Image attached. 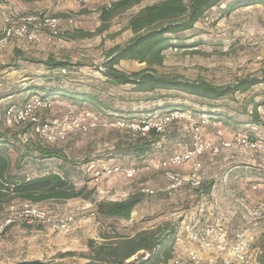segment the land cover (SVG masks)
Returning <instances> with one entry per match:
<instances>
[{
    "label": "rangeland",
    "instance_id": "rangeland-1",
    "mask_svg": "<svg viewBox=\"0 0 264 264\" xmlns=\"http://www.w3.org/2000/svg\"><path fill=\"white\" fill-rule=\"evenodd\" d=\"M116 1L119 0H86L84 2L44 0L33 4L7 0L5 3H0V114L8 106L24 104L35 96V93L25 91L29 86L62 87L66 90L88 92L97 96L105 111L111 109V113H121L127 121L130 118L136 121L142 120L143 117L139 114L155 111L158 109L156 104L163 105L165 102L191 109L192 114L198 113L194 114L197 119L202 116L200 115L202 110L206 113L215 109L219 114L226 115L227 121L232 120L228 126L235 130L224 128L226 126L224 123H221L222 127L219 123L210 120L203 131L204 140L212 139L216 132L222 130L228 139L233 138L235 134H241L250 135L251 138L264 143V105L258 109L259 124L252 120L251 115L253 103L264 102V85L255 87L245 95L237 94L218 102H210L177 92L138 94L133 92L132 86L114 87L108 84L102 73L106 52L117 45L126 44L132 37L131 32L126 30L128 19L132 14L141 7L161 0H146L141 7H136L114 19L108 31L98 34L102 24L100 9ZM225 7L226 4L213 9L196 25L194 30L181 35L183 39H188L190 42H200V45L188 51H167L164 65L157 68L158 73L180 76L189 81L204 80L215 86L231 85L245 77H264V5L241 8L229 17L220 19ZM31 15L62 19L60 36L50 39L44 32L35 42L11 39L1 43L6 30L18 26L21 18ZM68 21L73 23L70 24ZM93 33L94 35L90 37L89 34ZM49 57L60 62H69L72 65L71 71L52 74L44 65L25 61L26 59L45 61ZM144 67L145 65L124 61L118 68L127 73H133ZM8 95L12 96L5 98ZM38 96L45 95L39 91ZM161 96H165V99H158ZM47 99L52 107L39 113L42 123L55 120H59L60 123L67 116L79 117L85 111L100 114L104 122H112L105 118L106 112L97 106L75 105L60 98ZM114 123L115 121L112 122ZM181 126L178 123L168 126L154 150L151 149L144 158H139L135 155H126L128 154L125 153L126 134L118 131L115 126L97 127L83 133H71L63 142L49 143L35 134L30 124L10 127L5 121L0 120V132L6 133L14 141V150L11 149L13 161H16L27 149L45 147L60 150L68 162L50 160L38 163L25 159L21 162V169L14 171L17 176L34 178L59 172V167L62 166L63 171L68 172L70 181L77 189L87 188L92 192L90 201L75 199L67 202L39 204V207L48 211L54 219L75 215L77 217L75 228L70 234H63L54 231L48 225L16 223L0 236V264H17L23 261H41L50 264L94 263L97 260L96 253L99 246L106 242L103 240L104 236L132 237L143 230L155 229L168 223L180 224L182 214L196 210L201 201H204L203 204L208 207L204 208V212L200 215L202 222L204 221L202 215L205 214L206 209H209V218H211L209 222L225 223L227 216H231L227 214L233 212L232 203L226 202V197L222 198L226 202L225 205L216 209L215 199L207 200L205 197L197 199L194 197V188L189 185L177 191L167 190L169 174H188L189 170H181L182 166L162 171L144 170L133 179L113 176L103 179L100 183L92 182L93 171L103 167L104 164H120L124 168L143 169L146 164L168 159L174 154L190 149L192 138L182 132ZM231 130L237 131L234 133ZM230 156L235 157L234 161L255 160V164L261 166H251L246 170L247 174L264 177V153L234 149L216 156L206 154L201 159L203 181L219 173V164L223 160H220V157ZM237 165L246 166L233 162L223 170L228 171ZM148 190L153 191V194ZM133 195H140L141 203L133 212L131 220L91 218L90 212L95 211L93 201L121 202ZM260 196L261 204L264 197L263 194ZM242 201L250 212L240 207L247 213L243 220H241L242 216L234 215V218L237 217L238 221H242L243 225L240 227L246 224V218H251L249 214L253 212L252 210L260 205L252 202L253 206H250L246 201ZM22 204L15 201L6 207L0 215V221L9 214L11 207L20 208ZM214 212L219 213V216H213ZM214 217L218 220L214 221ZM258 224L262 228L264 219L259 220ZM90 242H94V247H91ZM254 250L257 263L260 264V259L264 256V234L254 245ZM68 253L73 256L65 257L64 255ZM142 255L148 257L145 252H141L128 263L134 262ZM182 260L183 264H187L184 258Z\"/></svg>",
    "mask_w": 264,
    "mask_h": 264
},
{
    "label": "trees",
    "instance_id": "trees-1",
    "mask_svg": "<svg viewBox=\"0 0 264 264\" xmlns=\"http://www.w3.org/2000/svg\"><path fill=\"white\" fill-rule=\"evenodd\" d=\"M5 1L7 0H0V3H5ZM16 1L24 4H33L44 0ZM79 1L84 2L86 0ZM145 1L119 0L102 7L99 11L102 24L98 29V34L108 31L114 19L132 11L136 7H141ZM224 4H226V7L222 10L220 19L229 17L241 8L264 5V0H161L141 7L129 17L126 25V30L131 32L132 37L126 44L117 45L109 49L105 54L102 73L106 82L114 87L132 86L133 92L138 94H156L161 91L168 93L177 92L210 102H218L228 97H234L237 94L245 95L255 87L264 85V77H245L238 79L231 85L215 86L204 80L189 81L180 76L160 74L157 71V68L164 65L167 51L196 49L200 45V42H190L188 39H183L181 35L194 30L196 25L210 11L220 8ZM93 35L94 33L89 34L90 37ZM17 53L20 54V52ZM25 61L44 65L52 74L72 69V65L69 62H60L50 57L45 61L30 59H26ZM124 61L135 62L145 65V67L140 71L127 73L118 68ZM25 91L35 93L33 97H40L43 100L49 101L47 98H60L75 105L97 106L100 110L105 111L99 98L88 92H74L62 87L45 88L35 85L29 86ZM39 91L43 92L45 96H38ZM10 96L12 95H8L5 98ZM158 99H165V96H161ZM156 105L158 106L157 110L139 114L143 118L142 120L138 119L137 122L144 121L148 115L169 114L176 111L193 113L191 109L167 104V102L163 105L160 103ZM262 105H264V102L253 103L251 115L252 120L257 124L260 123L258 109ZM110 110L105 111L107 115L104 116H106L107 120L113 122L118 119H126L123 114L111 113ZM203 111L200 112V115L206 116L215 123H224L226 125L224 128L234 129L228 126L232 123V120L227 121L226 115L219 114L215 109H211L206 113ZM194 114L197 115L198 113L194 112ZM128 121L136 120L130 118ZM117 130L126 134L127 147H125V153H128L126 155H135L139 158H144L151 149L154 150L156 143L160 142L163 136L156 132V130H151L147 138L133 139L127 130ZM231 131L236 133L237 130ZM13 142V138L9 137L6 133L0 132V215L6 207L15 201L37 205L46 202H67L75 199L90 201L92 192L88 191L87 188L77 189L74 183L70 181L68 172L63 171L62 166L59 167V172H51L34 178L17 176L14 171L21 169V162L25 159L37 161L38 163L50 160L68 162L60 150L47 149L45 147H35L32 150L27 149L16 161H13L11 155V149L14 150L15 147ZM213 186L214 182L212 181L208 183L203 182L200 188L194 189V193L198 197L197 199L209 196ZM93 202L98 218H119L128 221L131 220L133 212L141 203V196L133 195L121 202ZM179 226L180 224L168 223L155 229L143 230L132 237L119 236L115 238L104 236L103 240L106 242L101 243L99 246L96 253L97 260L94 263L169 264L173 258L174 238ZM90 243L91 247H94V242ZM141 252H145L148 257L142 255L134 262L128 263L129 260L138 256ZM64 256L71 257L73 254L68 253ZM259 263L264 264V256L260 259Z\"/></svg>",
    "mask_w": 264,
    "mask_h": 264
},
{
    "label": "built area",
    "instance_id": "built-area-1",
    "mask_svg": "<svg viewBox=\"0 0 264 264\" xmlns=\"http://www.w3.org/2000/svg\"><path fill=\"white\" fill-rule=\"evenodd\" d=\"M62 25L63 21L60 18L44 15L25 16L19 20L18 26L6 30L1 43L11 39L35 42L44 32L50 39L58 38ZM66 72V70L62 71V73ZM51 107L50 101L33 97L24 104L8 106L0 114V120L5 121L10 127L30 124L35 134L49 143L63 142L71 133H83L97 127L108 128L109 126L127 130L133 139L147 138L151 130L163 134L168 126L176 123L181 124L182 132L192 138L190 149L174 154L168 159L146 164L143 169L124 168L120 164H110L95 169L92 175L93 183H100L103 179L113 176L133 179L144 170H170L190 164L191 170L188 174L168 175L167 190L177 191L187 185L198 189L203 182L201 158L206 154L216 156L234 149L264 153V143L251 138L250 135L235 134L233 138L228 139L224 132L219 130L212 139L204 140L203 131L209 125L210 120L203 115L197 119L191 112L176 111L169 114L148 115L147 119L142 122L118 119L112 124V122H104L100 114L85 111L79 117L67 116L60 123L59 120L42 123L39 113ZM252 190L264 192V181L254 185ZM148 192L153 194V191L148 190ZM194 197L198 198L196 194ZM242 207L248 210L244 204ZM204 208L205 204H202L196 210L182 214L184 216L174 238L173 258L169 264H183L182 258L187 264H258L254 245L264 234V226L260 228L258 224L259 220L264 219V198L262 203L249 214L251 218H246V224L234 231H231L224 222H202L200 215L204 212ZM9 210V214L0 221V236L16 223L48 225L54 231L70 234L77 222L75 215L54 219L48 211L37 204L23 203L20 208L11 207ZM90 213L91 218H98L96 211Z\"/></svg>",
    "mask_w": 264,
    "mask_h": 264
},
{
    "label": "crops",
    "instance_id": "crops-1",
    "mask_svg": "<svg viewBox=\"0 0 264 264\" xmlns=\"http://www.w3.org/2000/svg\"><path fill=\"white\" fill-rule=\"evenodd\" d=\"M219 124H220V126H222L221 123H219ZM213 130H214V128H213ZM230 152H232V151H230ZM221 159H223V160H221ZM227 159H229V160H227ZM234 159H235L234 156H230L228 158L220 157L221 162L219 164L220 165V167H219L220 170H218L219 173L216 174V176L210 177L209 180L205 181V183H208L211 181L214 182V186H213L211 194L209 196H205V198L207 200L208 199H210V200L215 199L216 200L215 203L217 205L216 209L221 207L222 205H225V203L227 201H230L232 203L233 212L228 213L227 215L231 214V216H227V219L225 220L226 221L225 223L228 225V227L231 230L239 229V228H241L240 226L243 225L242 221L241 222L238 221L237 217L234 218L236 215H239V216H242L241 220H243V218L247 214L243 209L242 210L240 209V207H242V204H244L242 200L246 201L250 206H253L252 202H255L259 205L260 204L259 202L261 200L260 194L264 193L262 190H259L257 192H253V190H252L254 185L264 181V177H256L255 175H252L251 173L247 174V172H246V170L251 168V166L253 167V166H261V165L255 164V162H254L255 160L252 161L251 159L247 162L245 161V159H244V161H234ZM233 162L237 163V164L242 163L243 165H246V166L242 167V166L237 165V166H233L228 171L223 170L224 168L229 167V165H231V163H233ZM143 163H145V162H143ZM105 165L106 164H104L103 166H105ZM248 166H250V167H248ZM181 170H189V172H190V170H191L190 164L182 166ZM251 171H253V169ZM222 198H225L226 202H224ZM203 203H205V202L201 201V203H199L198 206L202 205ZM205 208H208V207H206V205H205ZM235 208L238 210H234ZM206 210L207 211L205 212V214L202 215V218L204 221L211 220V218H209L210 217V210L209 209H206ZM214 215H216L218 217L219 213L216 214V212H214L213 216ZM212 219H213V217H212ZM216 220H218V218L214 217V221H216Z\"/></svg>",
    "mask_w": 264,
    "mask_h": 264
},
{
    "label": "water",
    "instance_id": "water-1",
    "mask_svg": "<svg viewBox=\"0 0 264 264\" xmlns=\"http://www.w3.org/2000/svg\"><path fill=\"white\" fill-rule=\"evenodd\" d=\"M17 264H50V263H45L41 261H23ZM88 264H100V263H88Z\"/></svg>",
    "mask_w": 264,
    "mask_h": 264
}]
</instances>
